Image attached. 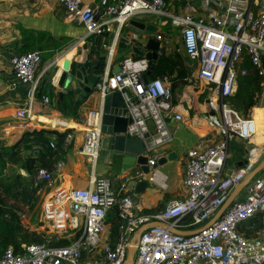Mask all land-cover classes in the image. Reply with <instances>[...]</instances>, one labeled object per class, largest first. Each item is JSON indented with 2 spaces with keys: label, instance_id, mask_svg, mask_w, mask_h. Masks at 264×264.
Masks as SVG:
<instances>
[{
  "label": "built area",
  "instance_id": "built-area-1",
  "mask_svg": "<svg viewBox=\"0 0 264 264\" xmlns=\"http://www.w3.org/2000/svg\"><path fill=\"white\" fill-rule=\"evenodd\" d=\"M58 1L84 29L85 37L81 40L108 37L100 46L106 52L107 64L115 62L117 71L105 73L93 92L102 99L114 92L121 95L128 121L125 135L141 141L148 173L137 171L118 188L109 178L91 177L86 188L56 189L44 197L39 214L50 234L38 232L41 243L22 244L18 250L7 247L0 253V264H124L128 243L144 225L148 226L139 236L131 264H264V240L260 233L249 237L241 229L255 215L264 217V171L247 183L221 217L195 235L185 237L169 228L150 225L161 222L178 230L202 229L264 156V151L257 147L259 154L255 158L249 152L246 164L224 174L229 139L236 134L249 140L255 134L253 121L241 119L232 109L230 98L236 92L238 77L246 74L240 68L245 57L264 77V10L257 9L259 0H223L225 3L219 5L217 12L204 18L170 15L166 7L171 0H100L98 9L83 5L82 0ZM139 15L170 18L171 24L179 28L184 53L195 66L188 82L202 83L216 102L212 112L205 111L201 117L223 136L220 141L199 144L198 149L187 153L182 178L184 196L171 199L163 209L148 215L135 214L140 211L136 203L139 194L128 184L145 181L165 187L157 181L161 175L153 167L166 157L167 147L175 139L174 130L183 117L174 110L167 78L145 76L150 68L147 59L115 58L121 29ZM113 23L117 25L114 30ZM152 38L159 43L158 56L165 55L171 46L170 39L161 34H153ZM60 59L39 71L38 51L9 58L12 79L17 81L13 84L27 87L24 107L14 114L17 120L30 119L42 79L49 67L59 65ZM41 102L48 104L49 98L42 96ZM91 114L98 116L97 112ZM100 137V126H95L85 131L80 146V154L94 165L99 157ZM70 138L66 134L63 142ZM54 139L52 135L51 147ZM62 167L60 161L54 165V169ZM53 183V171L46 168H36L30 176V188L37 193L47 195ZM111 213L115 220L109 225ZM67 240L69 243L60 244Z\"/></svg>",
  "mask_w": 264,
  "mask_h": 264
},
{
  "label": "crops",
  "instance_id": "crops-1",
  "mask_svg": "<svg viewBox=\"0 0 264 264\" xmlns=\"http://www.w3.org/2000/svg\"><path fill=\"white\" fill-rule=\"evenodd\" d=\"M99 1L100 0H82V4L98 9ZM240 1L244 2L249 0ZM223 3H225L223 0H171L167 3L166 10L170 15L174 16L190 15L194 18H204L210 13L217 12L219 10V5ZM262 3L264 4V0H259L258 10H264V7L261 8L260 6ZM143 16L147 17L144 21L140 20V17ZM151 16L154 15H139L131 18L129 21H138L144 25H151L154 27L156 31L153 34H161L171 41V46L166 49L165 56H172L173 60L179 62L180 59L177 55H180L183 61L186 60L185 63L190 69L187 70L189 76L188 73H185L186 69L180 67L178 70V64L174 66L160 65L156 67L160 56L154 65L156 70L153 78H167L168 82L171 84V88L175 87L172 91L173 107L175 112L181 114L183 107L182 104H180V98L185 97V91L189 92L187 86L183 84H185L184 82L188 83L189 77L193 75L192 64H190L182 51L183 48L179 39V28L171 24L170 18H160L161 20H158L156 16L154 18H151ZM129 21L121 29L122 38H128L131 45L137 41L144 43L147 37L142 35L138 29L131 27ZM116 28L117 25L113 23L112 29L114 30ZM21 29L32 30L35 33H24ZM171 30H176L177 33L170 36L169 31ZM36 32H44L47 34L41 35ZM84 37L85 32L82 26L73 15H69L65 12L58 0H0V57L2 56L3 59L0 64V119L10 116L13 113L15 114L16 110L24 107L22 96L27 90L25 86L13 84L12 77H6V83L1 80L4 75H12L8 63V59L11 56L22 54V49L30 46L31 51H38L40 53L41 64L39 66V71H42L56 58L61 57L57 63L60 64L63 59L73 57L82 44L85 42H92L95 40L94 38H97L90 37L86 40H81ZM107 38L108 37H104L101 39V42L104 43L107 41ZM173 45L175 46L174 49L172 48ZM129 47L130 45H128L127 48ZM121 51L122 50L118 48L117 44L115 50V58L117 61L123 58L135 59V57H138L132 53H124L125 50L123 52ZM262 64L264 69V57L262 58ZM56 66L58 65L48 68L38 92V95L41 92V97H48L49 103L43 104L41 98L37 100V95L30 119L20 121V124L14 127L16 128L15 130L18 131H31L35 127L37 129L54 128L56 131L59 129L58 132H64L70 129L66 134H70L71 138L69 141L63 142V154L59 160L63 163V167L54 169L53 186L44 197L50 196L58 188H86L91 177L109 178L112 180L115 188H118L125 178L133 177L138 168L144 169V166H138L136 163H132L133 158L130 156L131 152L121 150L118 151L119 153H116L111 148V135L108 134L101 133L99 159H97V161L99 160L98 163L96 162L94 165L93 162H90L86 157L80 154V146L85 131L93 129L95 126H100L99 117L103 99L97 93L93 92L79 106V118H68L69 108L73 105L76 97L71 94H64L63 97L60 98L50 85L51 79L57 69ZM116 71L117 67L115 62H110L106 65L105 73H113ZM184 73L185 78H183ZM175 92L177 93V98H179V101L175 100L176 104L174 103ZM59 101L62 102L59 104ZM210 102L211 97L209 98L207 95V98H205L202 103H196L191 110L195 109L201 112L202 115L203 110L211 111L214 109H212ZM92 112H97L98 116H92ZM39 119H41L40 121L43 123H41ZM32 120H36L34 122L36 124H32ZM47 124L50 127L47 126ZM174 136L175 139L173 143L167 147L166 156L173 154L175 160L170 162L166 161L155 168V171L159 172L161 175L160 177H162H159L157 181L164 183L165 187L161 188L158 183H147V187L141 192L142 194L138 193L139 197L136 199V203L140 211H135L136 215H148L147 213L157 209V207L164 208L168 200L183 197L182 178L187 153L191 150L194 151L198 149L199 144L207 145L216 142V140L220 141L223 139L219 131L211 130L207 126L200 130L192 129L185 120L177 125L174 130ZM236 137H231L228 141V159L224 172L225 175H229L239 168V163L246 158L242 157V153L247 148V145L244 147L243 151L235 150V145L231 153L229 151V143L231 140L236 139ZM259 140L264 141V135L256 131V135L252 137L250 141L257 142ZM255 153L258 155L259 151ZM149 184L154 187L156 186V190H154V188L148 189ZM128 185H130V183ZM114 220L115 215L111 213L109 215L108 224H113ZM186 229L183 228L179 230L196 231L200 228Z\"/></svg>",
  "mask_w": 264,
  "mask_h": 264
},
{
  "label": "water",
  "instance_id": "water-1",
  "mask_svg": "<svg viewBox=\"0 0 264 264\" xmlns=\"http://www.w3.org/2000/svg\"><path fill=\"white\" fill-rule=\"evenodd\" d=\"M129 25L134 27L147 37L144 43L135 42L133 45L130 44L128 38H122L120 36L118 42V48L124 53H132L140 58H145L149 63V71L153 69L157 59L159 43L152 38L153 33H155V28L151 25H144L138 21H129ZM92 42H85L82 44L78 51L73 55V57L65 58L61 63L56 66L57 69L51 79V86L54 88L55 92L60 98L64 94H71L76 97L73 103V109L80 103L85 101L93 92L94 85L100 80L105 74V69L107 65L106 52L101 49V37L94 38ZM128 45H130L129 48ZM127 48V49H126ZM6 77H12V75H4L2 82H7ZM13 87V86H12ZM126 108L121 95L118 92L108 94L103 98L101 103V113H100V132L102 134L111 135V148L116 152L125 150L126 152H131L130 156L133 158L132 163H136L138 166H144V169H139L138 172L148 173L147 158L142 155L143 145L141 141L126 137L125 132L127 129L128 121L126 119ZM175 157L173 154L167 155L165 158L161 159L156 166L161 165L166 161H173ZM246 159L239 163V167L246 164ZM136 166V167H138ZM264 170V159H262L254 169L248 173L245 178L240 181V183L234 187L229 197L226 199L224 204L219 208L217 213L210 219V221L202 229L196 231H181L178 229H173L168 227L166 224L161 222H153L150 225L159 226L162 228H169L172 233L191 236L199 233L201 230L211 226L216 219L221 217L226 208L231 204L235 197L242 191V189L247 185V183ZM135 183L131 182L130 184ZM134 189L136 193H141L146 187L147 183L142 181L136 183L135 187H130ZM148 225L140 227L136 233L133 235L131 241L127 245V255L124 264H131L135 250L137 247V241L141 232Z\"/></svg>",
  "mask_w": 264,
  "mask_h": 264
},
{
  "label": "trees",
  "instance_id": "trees-1",
  "mask_svg": "<svg viewBox=\"0 0 264 264\" xmlns=\"http://www.w3.org/2000/svg\"><path fill=\"white\" fill-rule=\"evenodd\" d=\"M21 31L29 34L35 33L32 30L26 29H21ZM36 33L41 35L47 34L44 32ZM29 51H31L30 46L23 48L21 53ZM182 51L184 53V50ZM135 59H139V57H135ZM160 65L174 66L176 63H173L172 56H165L162 54L159 57L156 67ZM154 67L149 73L147 72L145 74L147 78L154 77V72L156 70ZM240 68L245 69L246 74L238 77L237 89L234 96L230 98V101H232V104L234 103L239 108H242L243 113L247 114L257 105L258 96L262 91L264 83V77L258 74V71L250 64L248 58L246 57L240 65ZM204 97L205 95H201V97H199V102H203ZM60 102L62 101H59V104ZM82 103L76 106L75 109H73V105L69 108L68 118H79L78 108ZM69 130L70 129H67L64 132H58L53 129L50 130L41 128L33 129L31 131H23L12 145L9 147H0V165H3L5 158H7L8 162L11 163L12 166H17L29 177L33 174L36 168L40 167L46 168L49 171H54V165L62 157V142ZM52 135H55L54 147L50 146ZM1 142L2 141H0V144ZM23 151H30V154L23 156ZM6 179L5 183L9 186H17L19 183L26 180L25 177L17 174L16 172L12 173L10 177ZM34 192H36V190H34ZM241 229L249 237L257 236L260 231H264V217L260 214L255 215L253 218L243 223ZM22 232L23 228L20 224L19 216L16 210L2 207V201L0 198V253L9 246H13L15 250H18L23 244L22 242L27 237L26 234H24L23 241L19 242L17 238ZM31 236L32 238H30L29 242L26 244L42 242L41 234L32 233Z\"/></svg>",
  "mask_w": 264,
  "mask_h": 264
},
{
  "label": "rangeland",
  "instance_id": "rangeland-1",
  "mask_svg": "<svg viewBox=\"0 0 264 264\" xmlns=\"http://www.w3.org/2000/svg\"><path fill=\"white\" fill-rule=\"evenodd\" d=\"M260 6H261V8H263L264 4L262 3ZM154 17L155 16H151V18H154ZM146 19H147L146 16L140 17V20H142V21H144ZM158 20H161V19H158ZM176 33H177L176 30L169 31L170 36H172ZM174 47L175 46L173 45L172 48L174 49ZM177 56L180 59V61H179L180 63L175 61V60H173V63L178 64V66H179L178 70L180 69V67L182 69H186L185 73H188V76H189V72H187V70H190V69L187 67V64L185 63L186 60L183 61L181 59L180 55H177ZM0 59H1L0 61L2 62V60H3L2 56L0 57ZM194 68H195V66H194V64H192V71H194ZM185 73L183 74V78H185ZM14 82L17 83V81H14ZM184 83L185 84H183V85L187 86V90L189 92L185 91L184 92L185 97L180 98L181 99L180 104H182V107H183V111L181 112L183 120H185L187 123H189V125L191 126L192 129H199L200 130V129L206 128V126H207L211 130L219 131V129L211 128L206 124V122L202 119V117H200L201 112H198L195 109L191 110L193 105H195L196 103L199 102V97H201V95H205V97L203 98V101L205 100V98H207V95H208V97H211V94H210L209 90L207 89V87L204 86L203 84L199 83V82H196V81H193L192 83H189V82L188 83L184 82ZM174 88L175 87H173V89ZM24 95L22 96V100H24ZM177 97H178L177 93L175 92V95H174V103L175 104H176L175 100L179 101V98H177ZM40 98H41V92L38 95L37 100ZM210 104L212 106V109L215 108L216 102L214 101L213 98H211ZM230 104H231L232 109L237 112V114L239 115V117L241 119L252 120L253 122H255L256 131L259 133H263V135H264V83L262 86V91H261L260 95L258 96L257 105L254 107V109L252 108L247 114L243 113L242 108H239L234 103L232 104V101H230ZM206 111H208V110H206ZM203 112H205V111L203 110ZM35 121L36 120H32V124H36V123H34ZM19 124H20V121H18L14 117V113L11 114L10 116H6V117L0 119V141H2L0 144V147H2V146L3 147H9L18 139L17 137H19L20 134L23 131H25V130H19V131L15 130L16 128H14V127H16ZM47 126H49V125H47ZM34 129H37V128L35 127ZM39 129H41V128H39ZM50 129L56 130L54 128H50ZM58 130L59 129H57V131ZM219 133H220V131H219ZM236 136L237 135L235 134L234 137H236ZM250 140H252V138L249 140H243L237 136L236 139L231 140L229 143L230 153L233 150L234 145L236 146L235 150H241V151H243L244 147H246V145H247V148L242 153V157L245 158L249 152H253V158H255L257 156V154L255 153V152H257V150H256L257 145H258V147H260L262 149V151H264V141L259 140L257 142H251ZM216 142H217V140H216ZM207 145H209V144H207ZM28 154H30V151H23L22 152L23 156H26ZM262 159H264V156H262ZM98 162H99V160L97 161V163ZM14 172L22 175L23 177L26 178V180L19 183L17 186L6 185V183H5L7 180L6 178L10 177V175ZM135 186H136V183L130 184V187H135ZM152 188H154V190H156L157 187L156 186L154 187L153 185L149 184L148 189H152ZM0 198L2 201V207L11 208L13 210H16V212L19 216V221H20V224L23 228V232L17 238L19 242L23 241V237H24L23 235L24 234H26L27 237L22 242L23 244H26L27 242H29V239L32 238V236H31L32 233L37 234L39 232V233H43V234H46V233L50 234V229H48L44 225V223L40 221V216H39L40 208H41V205L44 201L43 192H39V193L34 192V190H32L30 188V177L26 173H24L22 170H20L17 166H12L11 163L8 162L7 158H5L4 164L0 165ZM168 201H170V200H168ZM161 209H163V208L157 207V209H155V210H153L147 214L156 213V212L160 211ZM259 233H260V237H262L264 240V231H260ZM67 243H69L68 240L64 241L60 244L64 245Z\"/></svg>",
  "mask_w": 264,
  "mask_h": 264
},
{
  "label": "bare ground",
  "instance_id": "bare-ground-1",
  "mask_svg": "<svg viewBox=\"0 0 264 264\" xmlns=\"http://www.w3.org/2000/svg\"><path fill=\"white\" fill-rule=\"evenodd\" d=\"M41 119H39V121H40ZM46 121V120H45ZM41 122V121H40ZM41 123H43V122H41ZM40 123V124H41ZM46 125V124H45ZM48 125V124H47ZM252 125H253V128H254V132H255V134H254V136L256 135V128H255V124H254V122L252 123ZM6 129V128H5ZM253 136V137H254ZM259 154V153H258ZM160 177V176H159ZM160 178H162V177H160Z\"/></svg>",
  "mask_w": 264,
  "mask_h": 264
}]
</instances>
